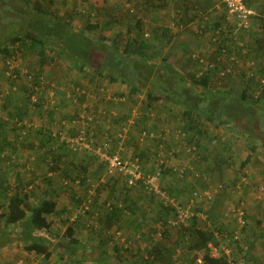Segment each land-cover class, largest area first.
<instances>
[{"label":"rangeland","instance_id":"rangeland-1","mask_svg":"<svg viewBox=\"0 0 264 264\" xmlns=\"http://www.w3.org/2000/svg\"><path fill=\"white\" fill-rule=\"evenodd\" d=\"M100 1V5L90 6L88 0H28L26 2L0 0V9L5 13V19L1 20L0 16V46L2 40H5L4 43L8 46L14 44L2 37L8 32L6 28L8 24L13 23L15 29H18L28 22L26 15L40 16L35 10L36 3H40L50 16H61V19L70 23L72 30L82 31L84 35L92 39V42L94 41V47H91L89 51V63L84 64L83 68H79L83 62L59 57L55 49H51L52 47L46 48L44 62H41L38 46L32 47L29 42L23 47L19 42L18 52L13 51L9 56L0 54V88L2 92H5L4 105L1 104L2 99H0L2 107L0 118L8 117L9 119L8 123L1 127L4 129L0 132V145H5V147L2 149L4 156L0 157L10 161L9 164L0 165V212L5 210L7 196L14 191L22 193L26 190V193L31 196L29 204L32 205L42 198L40 191L53 190L54 194L46 193L56 201V205L58 203L65 205V216H70V218L82 215L80 209L86 203L87 208L84 214L86 215L87 210L91 211L88 216L92 229L86 226L84 229L89 230H85L82 236L78 234L85 243L84 249L79 251V254L85 256L82 257L85 260H70L69 264H102L98 251L100 249L113 251L112 242H107L108 244L99 242L96 247L97 243H94L92 237L90 238L91 233L98 231L94 230L99 225L101 216L97 208L101 207L104 214L105 209H112L113 205L119 208L116 209L120 211L118 215L122 214L120 218L117 216L114 220H121L118 223L121 226L119 230L128 247L135 246L137 243L145 244L139 238L137 234L139 232L133 230L135 226H141L150 228L154 239L161 245L164 244L167 248H171L174 243L176 254L172 258H175L176 264H201L202 255L206 250L214 256H219L223 252L229 264H264V176L262 175L264 145L260 140H255V137L251 139L241 131H235L232 128L233 125L216 126L213 123L202 121L188 133V130L184 128L187 124L181 115L180 107L172 106L163 100L155 101L147 107L144 90L130 94L125 84L119 81L111 82L107 79L105 72L101 70L105 54L102 51V43L98 42L103 36L105 38L103 43L109 45L115 41L121 50L127 40L135 38L138 42L149 45L145 51L151 55L152 60L158 62L166 58L185 75L201 76L209 73L211 76V71L207 70L197 57L201 55L207 60L215 61L219 55L217 47L220 43L216 44L212 40L213 31L208 36L212 50L216 51L212 58L205 56L203 50L192 49L190 51V48L186 50L191 52L188 53L181 49L185 36L192 37L190 34H195L194 30H197V33L201 32L199 11L204 19L202 24L213 25L214 19L218 26L223 27L222 33L231 35L226 46L229 51L228 56L224 60L223 57L218 60V63L228 60L224 64L231 65V70L223 76L213 74L209 79L210 85L212 87L223 86L232 93H239L241 88L245 87V84L243 85L240 81L241 72L246 71V74H249L248 59L256 57L254 53L246 56L247 50L252 47V40L242 39L240 35L243 33L235 32L229 26L228 19L223 20L226 17V9L220 0H210V2L208 0H199V2L198 0H172V8H169L165 0H106V7H101L103 0ZM176 1L179 2L175 3ZM214 4H217V7ZM170 17L173 18L170 20ZM257 18L259 17L255 16L256 20ZM34 20L38 19L30 21ZM259 21L264 29V19H259ZM95 22L105 26L106 30L102 27L86 29L87 23ZM35 23H37L35 26L37 28L38 25L44 29L48 27L43 21L38 20ZM256 23H253L249 32L244 33L252 35L253 30H256ZM207 28L211 29L210 26ZM112 31L114 36L110 34ZM258 33L259 36L252 35V37H260L259 44H261L264 42V31L260 30ZM221 36L218 39L224 44ZM204 46H206L205 43ZM236 47H241L238 53ZM231 54L234 56L233 59L230 58ZM180 58H183V62ZM8 65H12L17 76L7 74ZM183 65L196 66L193 70L189 68L187 71L188 69ZM76 88H78L77 91ZM256 88L258 90L255 94L248 92V99H255L253 96L258 95L259 104L263 108L264 80L262 82L259 80ZM89 99H94L95 107L89 104ZM17 107L21 111L23 107L26 113H20L16 110ZM61 108L65 109L63 116L68 120L64 121L63 125H72V127L67 125L64 130L68 128L67 131L75 135L78 130L82 129L88 134L86 137L93 139V142L90 145L91 150L80 149L75 152L67 151L63 149L64 145L58 144L61 151L58 155L54 153L55 149L50 147L47 155L54 157L53 164L55 165L50 167L47 162L49 155L47 160L41 161L40 158L45 157V153L42 155L38 146V149H33L32 145H28L29 132L23 137L16 130L17 128L14 129L11 125L15 127L21 120H26L27 125L34 128L32 132L40 125L49 128L48 123L53 120L47 122V120L38 121V119L48 110L52 113L57 112L58 117ZM29 116H35V119H30ZM52 127V129L49 128L50 131L59 129L54 124ZM70 129L73 132H70ZM189 139L191 141H188ZM6 141L12 146L6 144ZM104 142L109 143L111 149L117 151L122 157L131 159L137 157L144 174L154 173L158 169L160 173L155 185L138 182L133 186H127L126 178L122 175L111 177L104 175L105 161L93 152L98 144ZM227 143L230 144V161L212 162L214 166L210 163L211 170L203 168L204 158L212 159L211 155L214 156L216 149ZM248 143H255L256 149L252 152L250 161L243 169H240L239 163L243 152L248 151ZM61 153L62 156H60ZM199 156L204 157L199 158ZM80 165L84 168H78ZM42 170L44 171L41 173ZM46 171L52 172L49 179L41 177ZM202 173L206 174L205 180L195 181L196 175ZM71 177H78L79 183L75 184L71 179H68L67 184L62 183V179ZM189 179L195 182V190H202L201 188H205L206 185L213 186L216 190H211L210 197L202 196L201 200L199 197L194 198L192 192L190 193L193 184L189 183ZM219 183L222 184V188L215 187ZM8 186L11 190L5 194ZM77 193L82 196L76 198ZM77 199H81L79 203ZM163 205L171 209L176 208L175 215L170 214V211L165 214ZM71 208L73 210L69 211ZM183 209H189L191 213H194L193 215L198 219L196 221L199 223L198 227L219 229L220 232L215 231L219 240L217 247L211 244H208V249L190 247L195 237L187 228L192 214L189 213L191 214L189 218L182 217V211L187 215V211ZM131 215L137 218L136 224L125 227L126 216ZM240 215L245 220L244 224L238 222ZM167 219L174 221L181 219L183 222L180 225L167 226ZM66 220L65 225L69 223V218ZM256 220L260 223L257 224ZM115 225V222L113 224L106 222L102 228L107 229L103 228L102 231H109L115 228ZM182 226L184 233L181 235ZM65 227L56 218L50 228L51 232L41 230L38 233L52 236L55 239L64 234L62 231ZM162 228L166 230V237L161 234ZM4 229L13 228L12 226L5 227L4 220L0 217V231ZM121 243L123 242L119 241L123 249ZM113 259L107 257V260ZM53 260L55 256L50 259V261ZM0 264L43 263L41 257L34 252L24 250L21 244L12 243L0 247Z\"/></svg>","mask_w":264,"mask_h":264},{"label":"trees","instance_id":"trees-1","mask_svg":"<svg viewBox=\"0 0 264 264\" xmlns=\"http://www.w3.org/2000/svg\"><path fill=\"white\" fill-rule=\"evenodd\" d=\"M23 1L26 2L28 0ZM208 1L210 2V0ZM248 2L249 0H246L247 5L250 6V2ZM35 8L38 15H40L39 17H34L33 14L26 15L28 17V22H25L23 27L21 26L22 28L18 29H15L13 23L8 24L6 28L9 33L3 34L2 37L13 43L20 41L21 47L28 42L32 47L38 46V54L41 62H44L43 58L46 56V48L52 47L51 49H55V53L59 57L83 62L80 64L79 68H83L86 63H89V51L91 47H94V41L92 42V39L84 35L82 31L75 32L72 30L70 23L61 19L59 16H50L49 12L44 10L40 3H36ZM0 16L1 20L5 19V13L2 9H0ZM198 16L201 19V23L204 22V19L201 17L202 14L199 11ZM32 19L46 22L45 25L48 27L44 29L38 25L37 28L35 27L37 24L35 22L38 20L30 21ZM213 23L214 25L204 23L201 29L210 26L213 28V31L215 28L213 26H218L217 21H213ZM32 25H34L33 27L37 30L34 28L32 29ZM137 26L139 28V24H137ZM85 27L86 29L105 28V26H102L98 22L87 23ZM103 40H105L103 36L98 40L99 43H102V51L105 53L101 70L105 72L109 81H119L128 86V92L130 94L144 90L147 107L158 100H163L165 103L171 104L172 106L180 107L181 115L186 121L185 124H187L184 128L188 130V133L191 132L193 128H196V124L202 121L213 123L216 126L233 125L234 127L232 128L235 131H241L242 134L251 139L255 137V140H260L261 144L264 145V107L262 108L259 104L260 99L258 95L253 96L255 99H248L249 91L255 94L258 90L256 87L259 85V80L254 78L258 72V67L255 69L250 67L249 74H246V71H242L240 81L243 85L245 84V87L241 88L239 93H232L224 89L223 86L212 87L210 85L209 79H211V76L209 73H207V75L202 74L203 76L185 75L178 71L166 58H162L158 62L152 60L151 55L145 51L149 45L147 43H140L135 38L127 40L121 50L115 41L107 45L103 43ZM4 42L5 40H2L0 54L7 56L10 54V49ZM217 48L218 51H220V48ZM251 60L256 61V57ZM256 63L258 65V62ZM259 68L261 69V67ZM218 70L219 66L212 68V76L213 74L215 76V71ZM236 71L239 72L238 70ZM261 75L264 76V72H262ZM7 121V119L0 120V132L4 129L1 127H3L5 123H8ZM20 128L22 131H26V134L30 131L29 129H31V127H26V123L22 124ZM69 131L73 132L72 129ZM66 133L70 136H74L73 133H69L67 130ZM251 133L253 135H251ZM84 134L88 135L85 132ZM188 141H191V139ZM7 143L12 146L10 142L6 141V144ZM248 144L249 151L243 152L242 160L239 163L240 169L246 166L251 159L252 152L256 149L255 143ZM4 147L5 145H0V153L4 151L2 150ZM66 149L71 152L67 147ZM9 159H11L10 156ZM53 161L51 157H48L47 162L50 167L55 166ZM9 163L10 161L0 157V165ZM78 168L84 167L80 165ZM262 175L264 176V172ZM205 178V174L202 173L196 175L194 180H205ZM68 179H71V181L79 180L78 177L64 178L62 179V183L64 181H69ZM219 185L222 188V184L219 183ZM217 186L218 185H215V187ZM201 189L202 190H195L193 184L190 193L192 192V195H198L199 200H201L203 191L212 190L213 186L208 187L206 185L205 188ZM10 190L11 187L8 186V189H5V194L10 192ZM44 191L46 190L44 189ZM28 195L30 196L25 190V192L22 193L14 191L7 196V204H5V210L0 212V217L4 220L5 227L12 226L13 229H4V231H0V247L12 243L21 244L24 250L34 252L41 257V262L43 264H69L70 260L84 261L85 259L82 258L83 255L79 254V251L84 249L85 243L75 236L74 222L71 221L65 225L64 234L55 239L52 236L39 234L38 232L41 230H48V232H51L50 228L53 225V221L50 216L55 213L56 201L49 197L48 194H42V198L31 205L29 204ZM163 207L165 214L170 211V214L172 213L175 215L176 208L171 209V207L167 205H163ZM116 209L119 208L115 205H113L112 209L106 208L105 213L101 214L99 217V225L94 229L95 231H99L95 232L97 236L103 234L107 235L106 241H101L102 244L107 242H112L113 244L112 252H108L104 249V252H102L100 256L98 255V257L101 258L102 264H153V261L154 264H171V255L175 253V247L167 248L164 244L161 245L154 239L153 234L149 230L150 228L135 226L133 230L139 232L137 234H139V238H141L145 244L141 245L137 243L135 246L128 247V244L125 243L123 238V234H121L119 230L121 226L118 223L121 222V220H114L120 212ZM183 210L187 211L186 216L188 218L192 214L190 224L187 228L195 237L190 247L193 249H199L201 247L208 249V244L217 247L219 245V240L217 239L215 231L220 232L219 229H200L196 227V221L198 219L193 215L194 213H191L189 209ZM90 213L91 211H86L87 215ZM81 214L85 215L84 212H81ZM118 218H120V216H118ZM167 220V226L180 225L183 222L181 219L179 221ZM106 222L112 224L115 222V228H111L109 231H102L107 229L105 227H103L104 229L102 228V225ZM86 225L84 226L86 227ZM88 227L91 230L92 224L88 225ZM183 229L184 227L182 226L181 235L184 233ZM134 234H132L133 237ZM161 234L163 237L167 236L165 228H162ZM102 237L103 236H101L100 239H102ZM119 241L123 242L121 243L124 247L123 249H121L122 247ZM98 244L99 242L96 244V247H98ZM102 254H104V256ZM53 256H55V260L50 261ZM107 257L114 259L110 261L107 260ZM201 264H229V260L223 252L219 256H214L206 250L202 255Z\"/></svg>","mask_w":264,"mask_h":264},{"label":"crops","instance_id":"crops-1","mask_svg":"<svg viewBox=\"0 0 264 264\" xmlns=\"http://www.w3.org/2000/svg\"><path fill=\"white\" fill-rule=\"evenodd\" d=\"M166 1V4L169 6V8L171 7L172 8V3H171V1L172 0H165ZM185 1V0H184ZM203 1V0H202ZM177 2H179V1H176L175 3H177ZM198 2H199V0H198ZM249 2H250V7L252 8V10L256 13V15H259V13H260V11L262 10V9H264V0H249ZM248 2V3H249ZM82 3H86V2H82ZM100 3H101V1L99 0L98 2H96V0H88V4H90V6H92V5H94V4H98V5H100ZM157 3V2H156ZM95 6V5H94ZM97 6V5H96ZM106 7V0H103V2H102V4H101V7ZM214 6L215 7H217V4H214ZM256 7H258V8H260V9H258V10H260V11H258L257 10V8ZM166 11H168V10H166ZM69 12L71 13V11L69 10ZM59 17H61V16H59ZM223 17H224V15H223ZM173 17H170V20L172 19ZM225 19H228V17H227V15H226V17H224L223 18V20H225ZM213 21H215L214 19H213ZM227 22V21H226ZM228 24H229V26L230 27H232V23H231V21L228 19ZM213 25H214V23H213ZM200 26H202V23H201V25ZM214 27V26H213ZM196 28V27H195ZM256 30H253L254 32H253V34L252 35H254L255 37H257V36H259V31L260 30H262V31H264V29H263V27H262V25L260 24V21H258L257 22V24H256ZM254 28V29H255ZM204 29V30H203ZM203 29H201V32H199L198 31V33H197V30H194L195 31V34H190L192 37H190V36H185L184 37V44H183V46H182V50H185V52H188V53H191L190 51L192 50V49H199V50H203L204 51V55L205 56H208L209 58H212L214 55H215V52L216 51H213L212 50V47H211V45L209 44V38H208V36H209V34L212 32V27H211V29L210 28H207V27H203ZM105 30H106V28H105ZM245 31H239V33H243V34H241L240 36L242 37V39H245V38H248V39H251L252 40V42H251V45H252V47L251 48H249L248 50H247V52H246V56H249V55H251L252 53H254L255 54V56H256V60L258 61V73H260V74H262V72H264V67H263V65H264V42L263 43H261V44H259V42H260V37H258L257 39L255 38H253L252 37V35H250L249 36V34H246V33H244ZM110 34H112L113 36L115 35L114 34V32L112 31ZM231 35L230 34H226V33H222V36H221V38H222V40H223V42H224V44H225V46H227V44H228V39H229V37H230ZM208 40V42H207V40ZM204 43H205V45L206 46H204ZM205 47V48H204ZM191 48V49H190ZM187 49H190V51H186ZM218 50V49H217ZM253 50V51H252ZM199 52V51H198ZM104 53V52H103ZM105 54V53H104ZM254 58V57H253ZM181 59V62H183V58H180ZM180 59H178V61H180ZM177 61V62H178ZM227 61L228 60H226V62H224V63H227ZM181 65H182V63H180ZM194 66H196V65H183V67L184 68H187L188 70L187 71H189V68H191L190 70H193L194 69ZM176 67V66H175ZM259 67H261V69L259 68ZM7 77V76H6ZM7 88V87H6ZM5 88V89H6ZM2 89L0 88V94H4V97H5V92H2L1 91ZM94 101V99H89V104H91V106H93V107H95V103L93 102ZM22 109V111L20 110V108L19 107H17L16 108V110L17 111H20V113L22 112V114H23V112L24 113H26V110L22 107L21 108ZM15 110V111H16ZM65 109H60V114H59V116L57 117V112H54V113H52V112H49V110L48 111H46L45 113H42V116L40 117V119H38V121H46L47 120V122L48 121H51V120H53V122H50V123H48L49 125H48V127L50 128V129H52L53 127H52V124H54V126H57V127H59V128H62V129H64L68 124H66L65 126L63 125L64 124V121H68L67 119H64V116H63V112H65L64 111ZM14 111V112H15ZM13 112V113H14ZM32 112V111H31ZM34 115V114H33ZM29 118L30 119H35V116H29ZM33 122H35V121H33ZM41 126H43V125H40L39 127H37L36 129H35V131L34 132H32V130H34V128H32V129H30V131H29V134H28V136H27V139H28V145H32V147H33V149H40V151H41V154L43 155L44 153H45V157L43 156V158H40V160L41 161H44V160H47V156L49 155V158L51 157L50 156V154H48L47 155V153L49 152V148L51 147L53 150L55 149V151H54V153L56 154V155H58V154H60V149H59V145L61 144V145H63L62 143H59L58 141H57V139L55 138V137H53L51 134L54 132V130L52 131H50V129L49 128H47L45 125V127L47 128H45V127H41ZM67 130H68V128H67ZM59 144V145H58ZM230 144L229 143H227V144H223V145H221V146H219L217 149H216V151H215V154H214V156H212L211 155V157H212V159L211 158H207V157H205L204 158V160L202 161V164H205V165H202V167L203 168H207V169H209V170H211L212 168H209V166H210V163H211V165L212 166H214V164H212V162H226V160L227 161H230V158L229 157H231V153H230V146H229ZM37 146H38V148H37ZM48 147V148H47ZM114 147V146H113ZM238 148H240V147H238ZM63 149H66L65 147H63ZM114 149V148H113ZM119 149H121V147L119 146ZM123 149V148H122ZM38 151V150H37ZM249 151V150H248ZM33 152H36V151H33ZM218 152H220V153H218ZM229 153V154H228ZM222 155V156H221ZM60 156H62V153H61V155ZM221 156V157H220ZM39 157V156H38ZM204 156H199V158H203ZM252 157V156H251ZM52 158V157H51ZM52 160H54V157L52 158ZM207 163L209 164L208 166H207ZM223 167H224V165H223ZM224 169V168H223ZM44 170H42L41 171V173L43 172ZM38 172V171H37ZM52 175V172H50V171H46L43 175H41V177L42 178H50V176ZM206 175V174H205ZM189 181V183H192V184H195V182H193L192 180L190 181V179L188 180ZM73 188H77V187H73ZM41 192H43V191H40V193ZM55 193V191L53 192V190H50V189H47L46 191H44L42 194H47V193ZM189 194V193H188ZM78 196H82L81 194H79V193H77V195H76V198H78ZM28 197H29V200L31 201V196H29L28 195ZM80 198H82V197H80ZM81 199H77L76 201L79 203V201H80ZM78 205V204H77ZM60 206H62V207H60ZM57 207H60L59 209L57 208ZM76 207V206H75ZM74 208V207H73ZM73 208H71L69 211H72L73 210ZM64 210H65V205L64 204H62V203H58V205H56L55 206V214L52 216H50V218H51V220H55L56 218H58V221L59 222H61L64 226H65V224H64V221H65V223L67 222V220H66V218H69V222H74V227H75V236L76 237H78V238H80L79 236H78V234H80L81 236L82 235H84V231L85 230H89V229H84V225H86V226H88L89 225V223H90V217L86 214V215H79L77 218H74V217H72V218H70V216L69 217H66L65 216V213H66V211L64 212ZM76 210V209H75ZM97 210L99 211V213L100 214H103V212H102V209H101V207L100 208H97ZM94 211H95V209H94ZM134 211V210H133ZM122 214H120V215H118V216H121ZM259 218V217H258ZM136 219L137 218H134V215H131L130 217H128V216H126V221H125V227H127V226H129V225H132V224H135V222H136ZM257 224H259L260 223V221H258V220H256L255 221ZM127 223H129V224H127ZM198 225H199V223H197L196 222V227H198ZM263 225V224H262ZM83 227V228H82ZM200 229H202L201 227H199ZM65 229V228H64ZM63 229V230H64ZM63 232V231H62ZM97 232H99V231H97ZM77 233V234H76ZM45 236H47V235H45ZM101 236H103L102 237V239H100V237ZM99 235V236H97V234H95V232H93V233H91V235H90V238L92 237L93 239H94V243H98V242H101V241H106V237H107V235L106 234H103V235ZM84 238V237H83ZM86 238H87V236H86ZM80 239H82V237L80 238ZM88 240V239H87ZM84 242V241H83ZM174 246V243L172 244V247ZM171 247V248H172ZM99 253L100 252H104V251H102L101 249L98 251ZM87 253H88V251H87ZM98 253V255L100 256V254ZM173 255H171L172 257L173 256H175V254L176 253H172ZM103 256H104V254H102ZM82 257H85V256H82ZM87 262V261H86ZM177 263V261L175 260V258L173 259H171V264H176ZM178 263H180V261H178Z\"/></svg>","mask_w":264,"mask_h":264},{"label":"built area","instance_id":"built-area-1","mask_svg":"<svg viewBox=\"0 0 264 264\" xmlns=\"http://www.w3.org/2000/svg\"><path fill=\"white\" fill-rule=\"evenodd\" d=\"M220 1L222 2V4L224 5L226 9V15L228 19L231 21V23L233 24V30L235 32L249 31L253 23L255 24L256 22H258L259 19H264V10L259 15H256V13L252 10V8L247 5L246 0H220ZM255 16H258L259 18H257L256 20ZM222 31H223L222 26H216L213 30L214 35L212 37V40L216 44L220 43V45H218V47L220 48V53L216 57L215 61L207 60L201 55L197 57L200 61L203 62L202 65H204L208 69H212L215 66H218V60H220L224 55L227 54V49L221 44V41L218 39V37L221 36ZM231 58L233 59V55ZM256 64L257 63L254 60L248 61V66L252 67L253 69L256 68ZM231 67H232L231 65H227L224 67L220 66L219 70L217 71V76L219 75L223 76L226 73L230 72ZM12 68H13L12 65L7 66V74L16 76L14 72L15 70L14 68L13 69ZM263 77L264 76L258 77V75L256 74L254 78L256 80H261L262 82L264 80ZM77 90L78 88H76V91ZM0 99H2L1 104L4 105L3 104L4 94H0ZM1 109L2 107L0 106V111ZM26 122H27L26 120L24 121L21 120V122L18 123L17 126L14 127L13 125H11V127L14 129L17 128L16 130L19 131L23 137H25L24 135H26V131H22L20 126ZM68 125L72 127V125L70 124ZM30 126L31 125H27L26 123V127H30ZM51 135L55 137L59 143H63L68 149L71 150V152H75L76 150L78 151L80 149L81 150L82 149L91 150L90 145L92 144L93 139L87 138L86 135L84 134V130L82 129L78 130V132L74 136L68 135L65 130L60 129V128L57 131H54ZM89 135L91 136V134ZM93 152L100 159H104L105 161L104 175H107V177L122 175L123 177L126 178L127 186H133L137 184L138 182L149 184L151 186L155 185L154 183L160 173L159 170L157 169L154 173H151V174L149 173L144 174L137 157L132 158V159L129 157L128 158L122 157V155H120L117 151H113L109 143H106V142L102 144H98L97 147L93 150ZM0 156L1 157L4 156V151L0 153ZM74 182L75 184H78L79 180H75ZM63 183L67 184L68 181H64ZM220 187H221L220 185L217 186V188H220ZM215 190L216 188L212 189V191H215ZM212 191L211 190L203 191L202 195L210 197V194L212 193ZM156 192H159V191H156ZM194 197L198 198L199 196L194 195ZM86 201L87 203H89V199H87ZM86 205H87L86 203L83 204L82 208L80 209L81 212L85 211V209L87 208ZM181 215H183L182 217L186 216L183 211ZM238 222L240 224L245 223V220L243 219L242 215H240Z\"/></svg>","mask_w":264,"mask_h":264},{"label":"clouds","instance_id":"clouds-1","mask_svg":"<svg viewBox=\"0 0 264 264\" xmlns=\"http://www.w3.org/2000/svg\"><path fill=\"white\" fill-rule=\"evenodd\" d=\"M250 30H251V29H250ZM250 30H249V31H250ZM249 31H246V32H249ZM19 42H20V41L14 42L13 45H10V46H9V49H10V54H9V55H11V54L13 53V51L18 52L17 47H18V43H19ZM221 44H223V43L221 42ZM223 46L226 48L225 44H223ZM241 46H243V45L241 44ZM239 49H241V47H236V52H237V53H238V50H239ZM218 52L220 53V51H218ZM228 53H229V51H228V49H227V54L223 56V60H224L225 57L228 56ZM231 53H233V52H231ZM9 55H7V56H9ZM217 56H218V55H217ZM231 57H232V54L230 55V58H231ZM233 57H234V56H233ZM205 59H206V58H205ZM223 60L220 61V62L218 63V66H219V67H220V66H221V67H222V66L224 67V66L229 65V64H224V63H223ZM249 60H251V59H248V61H249ZM207 70H210V71H211V69H208V68H207ZM215 72H216V76H217V71H215ZM257 75H258V77L262 76V75H261L260 73H258V72H257ZM16 76H17V75H16ZM211 78H212V75H211ZM2 119H7V120H9L8 117L2 118ZM0 120H1V118H0Z\"/></svg>","mask_w":264,"mask_h":264}]
</instances>
